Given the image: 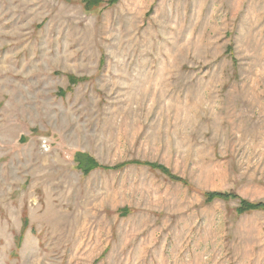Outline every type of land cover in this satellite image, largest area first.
<instances>
[{"label":"rangeland","instance_id":"374dc122","mask_svg":"<svg viewBox=\"0 0 264 264\" xmlns=\"http://www.w3.org/2000/svg\"><path fill=\"white\" fill-rule=\"evenodd\" d=\"M240 200L264 203V0H0V264H264Z\"/></svg>","mask_w":264,"mask_h":264},{"label":"trees","instance_id":"16d2710c","mask_svg":"<svg viewBox=\"0 0 264 264\" xmlns=\"http://www.w3.org/2000/svg\"><path fill=\"white\" fill-rule=\"evenodd\" d=\"M100 0H86V5H91V4H98ZM116 2V0H109L110 4H113ZM79 157V162H77V167L80 169L82 175H87L89 172H91L93 169L96 168H102L101 166H98L93 162V160L89 157H85L84 163L82 162V158ZM131 164L135 165H144L148 166L151 169H156L160 171L162 174L166 175L169 177L170 180L174 182L181 183L182 185H187L185 181L181 180L180 178L172 175L164 166L161 165H156V164H150V163H143L139 161H133L130 162ZM205 198L207 201H212L214 199H230V198H236L235 195L230 194V193H207L205 194ZM255 210H263L264 211V203H249L244 200L239 201V207L238 211L239 212H249V211H255Z\"/></svg>","mask_w":264,"mask_h":264}]
</instances>
